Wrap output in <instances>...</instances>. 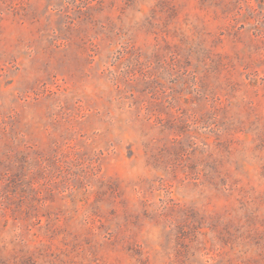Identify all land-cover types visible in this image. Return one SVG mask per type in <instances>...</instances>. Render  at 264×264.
I'll return each instance as SVG.
<instances>
[{"label": "rangeland", "instance_id": "obj_1", "mask_svg": "<svg viewBox=\"0 0 264 264\" xmlns=\"http://www.w3.org/2000/svg\"><path fill=\"white\" fill-rule=\"evenodd\" d=\"M0 264H264V0H0Z\"/></svg>", "mask_w": 264, "mask_h": 264}]
</instances>
